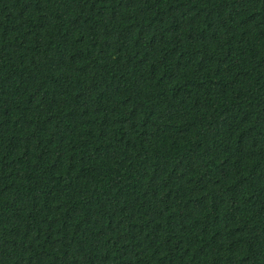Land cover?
I'll return each mask as SVG.
<instances>
[{"label":"trees","instance_id":"trees-1","mask_svg":"<svg viewBox=\"0 0 264 264\" xmlns=\"http://www.w3.org/2000/svg\"><path fill=\"white\" fill-rule=\"evenodd\" d=\"M0 264H264V0H0Z\"/></svg>","mask_w":264,"mask_h":264}]
</instances>
